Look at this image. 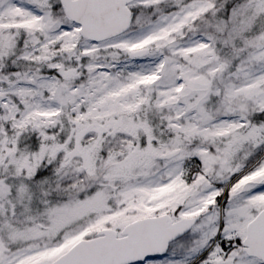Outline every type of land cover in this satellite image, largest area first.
Here are the masks:
<instances>
[{
	"label": "snow or ice",
	"instance_id": "obj_1",
	"mask_svg": "<svg viewBox=\"0 0 264 264\" xmlns=\"http://www.w3.org/2000/svg\"><path fill=\"white\" fill-rule=\"evenodd\" d=\"M0 264H264V0H0Z\"/></svg>",
	"mask_w": 264,
	"mask_h": 264
}]
</instances>
